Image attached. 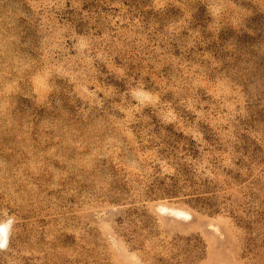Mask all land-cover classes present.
<instances>
[{"label":"rangeland","instance_id":"1","mask_svg":"<svg viewBox=\"0 0 264 264\" xmlns=\"http://www.w3.org/2000/svg\"><path fill=\"white\" fill-rule=\"evenodd\" d=\"M0 223V264H264V0H0Z\"/></svg>","mask_w":264,"mask_h":264},{"label":"bare ground","instance_id":"2","mask_svg":"<svg viewBox=\"0 0 264 264\" xmlns=\"http://www.w3.org/2000/svg\"><path fill=\"white\" fill-rule=\"evenodd\" d=\"M183 211H178V213L182 214ZM184 213V212H183ZM5 222V221H4ZM8 223H0V246H5L8 239Z\"/></svg>","mask_w":264,"mask_h":264}]
</instances>
